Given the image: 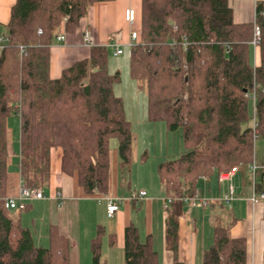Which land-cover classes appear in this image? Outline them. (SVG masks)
I'll use <instances>...</instances> for the list:
<instances>
[{
	"label": "trees",
	"instance_id": "16d2710c",
	"mask_svg": "<svg viewBox=\"0 0 264 264\" xmlns=\"http://www.w3.org/2000/svg\"><path fill=\"white\" fill-rule=\"evenodd\" d=\"M103 1L110 0H16L12 6L10 41L0 50V264H70L68 238L56 226L49 227L48 246H41L23 225L22 211L31 201L23 210L5 206L12 114L20 119V172L29 188L48 185L56 147L62 150V171L76 174L87 193L108 192L112 139L118 141L119 167L131 164L132 124L114 91L121 77L109 71L110 47L91 46L88 58L58 78L50 75L58 32L80 29L89 8ZM255 25L261 31L256 47ZM134 28L130 75L146 82L148 119L182 132L184 151L161 161L157 170L166 198H172L164 207L165 244L174 264H184L179 223L189 204L181 198L196 194L200 178L219 180L221 172L254 161L256 141L264 138V0L256 1L254 20L245 23L235 22L230 0H142ZM255 85L254 131V103L246 95ZM259 175L255 190L264 192V170ZM101 235L99 227L91 264H102ZM124 258L125 264H162L151 235L142 240L134 223L124 230ZM201 264H247V240L232 237L230 225L218 221Z\"/></svg>",
	"mask_w": 264,
	"mask_h": 264
},
{
	"label": "crops",
	"instance_id": "0c3cea01",
	"mask_svg": "<svg viewBox=\"0 0 264 264\" xmlns=\"http://www.w3.org/2000/svg\"><path fill=\"white\" fill-rule=\"evenodd\" d=\"M256 1L230 0L236 23L254 20ZM15 2L16 0H0V34L7 31L11 9ZM141 4L142 0H110L94 3L82 19L80 29L65 31L66 40L64 42L54 40L51 45V77H60L63 69L90 56L91 47L83 43L82 33L86 28L91 31L94 45L107 46L115 30L122 32V41L126 43L129 32L126 30L125 10L132 7L140 15ZM127 47L124 45V55L127 54ZM110 53L114 56L111 48ZM251 61L254 65L258 62L257 49L254 47L251 48ZM11 116L7 122L8 137L12 133L15 138L16 122L15 119L12 121ZM17 126L20 133L19 117ZM11 140L14 151L13 153L10 151L9 138V158L11 159V154L17 156H14L15 162H12V165L8 161L9 195H15L21 178L20 136L18 135L19 149L15 148L12 135ZM259 144L254 160L264 167V140H260ZM57 149L51 155V178L47 185L48 190L44 189L46 197L31 201L30 207L21 215L23 225L31 229L37 245L48 246L49 227L54 225L61 235L68 238L70 264H91V242L101 227V263L125 264L124 230L126 226L134 223L139 228L142 240L151 235L153 247L162 264H174V254L167 249L164 238L166 217L164 202L167 197L164 190H162L163 195L158 196L159 199H156L158 201H155L143 185L140 187L132 185L131 175L127 179L119 176L118 151L117 148L112 150L110 147L108 192L87 193L79 184L76 174L68 175L62 171V150L59 147ZM260 180L262 178L258 175L255 181L260 182ZM233 183L236 196L227 205L219 200L227 191V181H220L216 176L199 179L198 190L203 196L212 199V202L208 207L186 206L185 213L180 218L178 255L179 260L184 264L202 263L204 251L213 242L214 225L222 221L223 217L225 222H232L230 224L232 237H244L247 240V264H264V201L253 203L250 200L254 188L253 177L247 165L235 173ZM135 189H145L147 196L139 202L130 200V193ZM57 193L62 194L60 199L56 198ZM110 196L124 198L119 210L111 217L107 212V198ZM226 209L229 214H226Z\"/></svg>",
	"mask_w": 264,
	"mask_h": 264
},
{
	"label": "rangeland",
	"instance_id": "374dc122",
	"mask_svg": "<svg viewBox=\"0 0 264 264\" xmlns=\"http://www.w3.org/2000/svg\"><path fill=\"white\" fill-rule=\"evenodd\" d=\"M126 30L129 32L128 24ZM130 49L131 47L129 46L126 48L127 54L125 55L113 56L110 53L109 57L110 73L117 71L120 73L121 79L114 85V91L116 95L123 99L125 113L131 121L134 136L131 164L124 170L119 167L118 162V174L119 176H126V179L131 175L132 185L137 187L143 185L147 189L150 197L158 201L156 200L159 199L158 196L163 195L157 170L158 163L169 157L176 158L184 151L182 132L181 130L175 132L168 131L164 121L156 122L148 119L147 85L144 80H135L130 75ZM11 119L12 121L15 119L16 122L15 138L12 133L9 136L10 151L13 153L14 149H12L11 135L12 139H14L13 141H15V148L19 149L18 135L20 136V133L17 126L18 116L12 115ZM260 140H264V138H259L256 141L255 152L257 146H260ZM110 147L112 150L118 147L117 139L111 140ZM57 148H54L52 152L58 150ZM10 156L9 163L12 165L15 162L13 158L17 155L11 154ZM46 189L48 190L47 186L45 187ZM225 212L229 214L227 209ZM220 222L230 225V223L224 221V217Z\"/></svg>",
	"mask_w": 264,
	"mask_h": 264
},
{
	"label": "built area",
	"instance_id": "2783aa9c",
	"mask_svg": "<svg viewBox=\"0 0 264 264\" xmlns=\"http://www.w3.org/2000/svg\"><path fill=\"white\" fill-rule=\"evenodd\" d=\"M125 21L129 25V40L126 43H123L122 32L118 31L112 34L111 40L109 41V44L107 45L113 50L114 56H118L124 53L123 51L124 45L133 47L138 38V33L134 28L135 22H136V10L134 8L129 7L125 10ZM38 32L42 33V30H39ZM82 34H83V43L89 47L94 46L93 37H92L90 29L86 28ZM260 34H261V31H260L259 26L255 25V38L252 42L255 47L257 43L259 42ZM65 40H66V32L64 29H61L56 35V41L64 42ZM9 41L10 39L6 33L0 34V50L5 44L9 43ZM257 88L259 89V86L255 85L251 94L246 95L254 103L253 105L254 106V110H253L254 116L252 120V127L254 131L257 128V124H258L256 120L257 116H256V110H255ZM263 92H264V89H263ZM247 167L253 177L254 190L250 197V200L253 203L264 201V192H257L255 190V179L259 175V173L262 170H264V167L257 164L255 160L248 163ZM237 171H238V167H233L230 170L221 172L219 174L220 181L228 182L226 193L221 198H219L220 201L226 203L227 205H229L230 202L234 200L236 196V189L233 183V177ZM146 196H147V191L145 189H138V190H133L130 193L129 199L132 201L139 202L143 200ZM45 197H46V194L44 190L29 188L24 184V180L20 178L17 193L15 195H10L5 198V206L11 210H17V209L23 210L27 206L28 202L33 201V200L44 199ZM61 197H62L61 193L56 194L57 199H60ZM107 199H108L107 212H108V216L111 217L119 210L120 204L123 202L124 198L118 197V196H113V197L110 196ZM181 199L184 202L194 207H197V206L208 207L212 202V199H210L209 197L203 196L199 190H197L196 194L193 197L189 198L185 196V197H182ZM171 202H172V198H166L164 207H167Z\"/></svg>",
	"mask_w": 264,
	"mask_h": 264
},
{
	"label": "bare ground",
	"instance_id": "6f19581e",
	"mask_svg": "<svg viewBox=\"0 0 264 264\" xmlns=\"http://www.w3.org/2000/svg\"><path fill=\"white\" fill-rule=\"evenodd\" d=\"M130 47V46H129ZM123 51H124V48H123Z\"/></svg>",
	"mask_w": 264,
	"mask_h": 264
},
{
	"label": "water",
	"instance_id": "95a60500",
	"mask_svg": "<svg viewBox=\"0 0 264 264\" xmlns=\"http://www.w3.org/2000/svg\"><path fill=\"white\" fill-rule=\"evenodd\" d=\"M246 91V90H245Z\"/></svg>",
	"mask_w": 264,
	"mask_h": 264
}]
</instances>
